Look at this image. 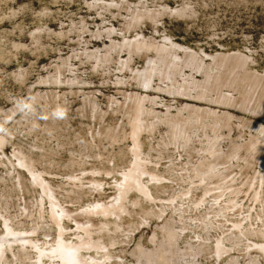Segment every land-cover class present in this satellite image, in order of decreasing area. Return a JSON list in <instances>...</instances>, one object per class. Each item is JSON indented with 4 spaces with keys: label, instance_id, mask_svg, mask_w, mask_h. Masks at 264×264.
<instances>
[{
    "label": "rangeland",
    "instance_id": "obj_1",
    "mask_svg": "<svg viewBox=\"0 0 264 264\" xmlns=\"http://www.w3.org/2000/svg\"><path fill=\"white\" fill-rule=\"evenodd\" d=\"M72 263L264 264V0H0V264Z\"/></svg>",
    "mask_w": 264,
    "mask_h": 264
},
{
    "label": "bare ground",
    "instance_id": "obj_2",
    "mask_svg": "<svg viewBox=\"0 0 264 264\" xmlns=\"http://www.w3.org/2000/svg\"><path fill=\"white\" fill-rule=\"evenodd\" d=\"M66 254H67V253H66ZM69 254H70V252L68 253V255H69ZM67 257H69V256H67ZM67 257H66V258H67ZM69 258H70V257H69ZM72 264H73V263H72Z\"/></svg>",
    "mask_w": 264,
    "mask_h": 264
}]
</instances>
